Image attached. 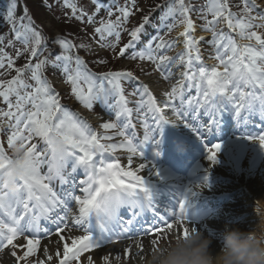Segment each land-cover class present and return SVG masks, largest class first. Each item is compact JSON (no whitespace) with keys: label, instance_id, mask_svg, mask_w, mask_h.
I'll list each match as a JSON object with an SVG mask.
<instances>
[{"label":"snow or ice","instance_id":"1","mask_svg":"<svg viewBox=\"0 0 264 264\" xmlns=\"http://www.w3.org/2000/svg\"><path fill=\"white\" fill-rule=\"evenodd\" d=\"M45 3L50 7L47 0ZM16 6L13 0L3 20L12 25L14 39L23 45L22 50L16 49V57L26 53L27 62L22 67H14V59L0 48V69L6 67L16 73L11 79L0 80V100L6 105V110L0 109V125L6 121L11 129L7 135L8 149L17 143L24 148L23 159L17 160L20 176L16 182V192L10 195L0 185V213L8 218L0 219V253L7 250L13 264H53V261L55 264H72L73 261L76 264H95L91 255L82 260L84 254L100 249L105 242L117 243L121 236L130 232L125 224L132 225L134 219L145 212L156 215L159 197L177 186L175 178L162 175L161 169L153 162L161 156L157 136L162 135L165 126L176 127L183 123L184 128L203 142L200 129L183 122L182 117L186 113L173 104L174 100L180 99V108L183 107L182 89L185 81L187 88L196 90L195 97L187 101L188 109L193 113L192 120H196L203 109V115L209 118L208 130L218 127L217 116L225 109L234 114L238 122L244 120L247 123L244 112L255 111L258 103L261 119H264V32L256 30L264 28V9L253 15L260 7L256 0H240L238 13L230 10L228 0H207L206 5L200 9L193 8L186 0H169L162 20L171 17L176 21L168 26V33L178 26L183 28L178 34L183 38L184 46V52L178 56L179 64L184 67V71L180 73L182 79L177 80L171 90L164 93L166 99L162 103L157 102L148 85L140 84L138 89L129 93L131 96L139 94L135 109L129 107L130 102L122 87V81L137 79L132 71H107L97 76L87 70L79 56L69 54L76 46L60 37L54 43L62 49L61 54L55 55L54 59H40L43 35L33 27L27 7L23 9L22 16L18 19L15 17ZM62 6L70 9V18L83 21L87 17L88 23L93 22V17L78 8L73 0H63ZM132 8H135V0L129 6L117 8L120 15L115 21L101 20L99 26L94 28L99 40L103 41L106 36L115 33L118 42L120 36L116 29L128 21ZM193 11H197L198 18L203 20V30L211 33L210 40L205 41L203 36L197 39L193 35L195 23L190 16ZM108 16L111 17L112 13L109 12ZM147 23L148 17L145 16L143 22L128 33L130 40L119 49V57H123L126 50L133 46V42L139 39V34ZM221 24L226 26L227 32L218 30ZM4 39V36H0V43ZM156 39L159 41L156 43L157 49L172 46V42L162 36ZM202 42L210 44L215 50L214 59L218 63L211 68L202 63L199 47ZM12 43L11 40L8 41L9 46ZM100 47L105 45L101 43ZM109 47L115 49L116 45ZM129 59L151 61L155 65V71L166 81L174 75L169 68L174 63V58L163 54L153 55L151 42L147 44L145 51L137 52ZM98 63L103 64L105 61L100 60ZM49 64L61 69L63 83L70 86L71 95L84 109L91 111L93 104L100 102L115 112V120L109 119L99 125L103 133L93 131L86 120L61 105L52 83L43 76V71ZM26 73L30 74L32 83L25 80ZM145 96L147 99H144ZM110 99H115V104L110 103ZM145 108L146 111L142 112ZM165 110H170L174 119H169ZM134 111L144 128L143 139L139 143H134L135 132L128 131L135 128ZM150 116L153 126L147 122ZM25 132L27 135H24ZM33 137H38L46 145L43 152L38 150L37 144L31 143ZM117 137L120 138L119 141H116ZM242 139L264 150V133L246 135ZM221 147L219 143L206 146V159L210 165L217 163V153ZM117 151L129 154L127 165H122L119 159L111 158ZM148 153L152 158L146 164L143 161L149 160ZM105 154H108L107 157ZM133 157H140L142 161L134 169ZM69 161L71 172L66 171ZM9 162L7 151L0 145V173ZM44 163H47L48 170L42 175L41 165ZM78 169L83 170L86 179L80 181L82 196L68 191L67 195L75 201L78 212V215L71 216L69 222L68 209L64 207L67 200L58 197L51 184L56 180L60 184H70L72 174ZM145 170L147 176L139 174ZM71 186L75 187L74 184ZM181 187V197L174 205L165 209L172 221L162 215L159 217L161 223L144 230L145 235L152 237L151 250L157 248L174 228L183 237L188 236L190 229L196 231L194 227H190L188 210L192 207L193 198L200 194L196 189L209 187L207 175H203L199 182ZM13 204L22 205L23 211L17 212ZM58 207L64 208L65 215L56 213L53 218L51 214ZM122 208H128L132 212V219L124 223L119 220ZM42 219H51L56 225L54 234L62 248L58 246L52 253L45 247L41 257L40 239L29 233L39 229ZM186 223L189 224L188 227L185 226ZM97 226L98 235L95 231ZM66 230H80L84 234L65 236ZM128 239L132 241V245L126 246L122 255H115L117 262L132 259L133 246L137 255L144 252L141 240L133 236H128ZM21 240L24 242L20 243ZM112 259L111 254L100 257L101 264H112Z\"/></svg>","mask_w":264,"mask_h":264},{"label":"rangeland","instance_id":"2","mask_svg":"<svg viewBox=\"0 0 264 264\" xmlns=\"http://www.w3.org/2000/svg\"><path fill=\"white\" fill-rule=\"evenodd\" d=\"M193 1L196 4L190 1L188 2L192 6L195 5L193 7L195 9H200L201 7L206 5L204 4L206 0H193ZM12 2L13 0H0V36H4L5 38L3 42L0 43V48H2L3 51L7 53L8 56L14 59L15 61L14 67L18 68V67H22L27 62V54L25 53L18 58L16 57V49L22 50L23 45L19 41H16L14 39V35L11 32L12 25L3 20V16L6 14L9 4ZM14 2L17 5L14 14L17 19L23 15V9L25 7H27L28 9L30 8L34 9L35 11L38 12V17L40 16L35 20L32 19L33 27L41 31L44 38L41 49L42 55L39 57L40 59H43L45 57L51 59V57L61 54L62 49L58 44L54 43L56 38L60 37L71 41V43L76 46L72 49V51L69 54L72 55L73 57L79 56L84 61L87 70L93 74H96L97 76L100 73L107 71H120V70L132 71L133 75L137 79L122 81V87L124 88L125 96L128 98L130 102L129 107H132L133 109H135V101L140 97L139 94H137L136 96H131L129 95V93H132L134 92V90L138 89L140 84L142 83L144 84V81H148L149 79H154L157 81L159 85L162 84L171 90L172 85L175 84L177 80L182 79L180 74L178 79H176V76H178L177 72L181 73L182 71H184L183 65H180L178 61L179 54L184 52V46H181V44L179 43V41H182L183 38L178 35L181 31H183V28L178 26L174 28L171 31V33H168V26L173 23H176V21H174L171 17L162 20V17L164 16L162 14L163 13L162 5L164 3H169V0H135V8L131 9L132 15H130L126 23H122L120 27L116 29V31L119 32V36H120L118 42L116 40L115 33H113V35L111 36H106L103 41H100L99 36L94 33V28L99 26L101 20L111 19L115 21L116 17L120 15V13L117 11V8L131 5L132 0H95V2H93V0H73V2L77 4L78 8H82L88 15L93 17V22L91 24L87 22V17H85L83 21L70 18L71 11L70 9H66L62 6L63 0H47V5H50V7L46 6L45 0H14ZM228 2L231 11L235 13H238L240 11L238 7V5L240 4V0H228ZM256 3L260 5V7L257 8L256 12H254L253 15H256L262 9H264V0H256ZM109 12L112 13L111 17L108 16ZM145 16L148 17V23L144 25L142 32L139 34V39L133 42V46L126 50V53L123 57H119L117 55L119 53V49L123 47L125 44H127L130 40L128 33L133 28L138 27L143 22V18ZM190 16L195 23V31L193 33L195 38L198 39L199 37L203 36L205 38V41L210 40L211 33L203 30L202 28L203 20L198 18L199 17L198 12L193 11L190 14ZM210 18L211 17L209 16V19ZM26 22L27 21H25V23ZM256 23H260V21H256ZM57 24H60L59 28ZM219 29H223L225 32L228 31L226 26H224L223 24L218 26V30ZM256 30L259 32H264V28H260ZM161 36L164 37L165 40L172 42V46L170 48L168 47L164 49L156 48V43L159 42L156 38ZM9 40L13 42L12 45L10 46L8 44ZM149 42L152 43L153 55L159 56L163 54L174 58V63L169 65V68L174 74L170 80L168 81L164 80L161 77L160 73L155 71V65L151 61L129 59V57L132 56L133 54L137 52L145 51L146 46ZM101 43H103L105 47L101 48L100 47ZM240 43H245V41H240ZM112 44L116 45L115 49L109 47V45ZM80 45H84V47H80ZM199 47L202 53V63L209 68L215 66L218 63V61L214 59L215 50L213 49V47L206 42H202L199 45ZM100 60L105 61V63L103 64L98 63V61ZM33 63H35V58L33 59ZM49 65L50 68H53L51 64ZM49 65H46L43 71V76L46 77L52 83L55 93L58 94V98L60 100L61 105L67 111L76 114L79 118L83 120H86L93 129V131L103 133V130L99 128V125L102 122L108 121L109 119L115 120V112L112 109H110L108 106L100 102H95L93 104V110L91 111L84 109L79 104V102L76 101L75 98L71 95L70 86L65 85L63 83L64 77L62 72L61 75L58 76H56V74L49 75L47 73L49 69ZM74 66L75 65L73 64V67ZM0 73H3V75H0V80L11 79L16 74L14 70H7L6 67L4 69H0ZM29 75L30 74L26 73L24 78L28 83H32V81L29 79ZM186 86H187V81H185V87ZM191 89L194 90L193 92H190V95H192V97H195L196 90L195 88H191ZM245 91H251V89H245ZM188 94H189L188 92L184 93L185 96ZM12 99L14 102V98ZM144 99H147V97L145 96ZM174 101L176 104L181 102L180 99ZM110 103L115 104V99H110ZM183 105H185V103ZM0 109L6 110V105L2 102V100H0ZM185 109L186 108H184V110ZM143 111H146V108L143 109L142 112ZM84 113H87L93 116L94 118H96L97 119L96 123H91L90 121H88ZM188 114H193V113L190 110H188ZM233 115L234 114L231 113L230 116ZM228 118L231 119L230 117ZM147 122L149 123L150 126L154 125V122L151 119V117H149ZM133 124L135 125V128L130 129L128 131H134L136 134L139 133V135L142 134V136H139V138L136 137V140H134V143H139L140 140L143 139L144 128L141 125L140 119L137 118V114L135 113V111L133 113ZM10 132L11 129L9 128L8 123L6 121L2 125H0V145H2L5 148V150L8 152L9 155L11 154V149H8L7 147V135H9ZM258 133H262V131H259ZM24 135H27V132H25ZM239 138L235 137L233 138V140L237 141L239 140ZM119 139L120 138L117 137L116 141H119ZM231 141L227 139H223L219 141V143L223 147L226 144H229ZM31 143L37 144V148L40 152H43L46 148V145L38 137H33ZM189 149H192L195 152V148L189 146ZM105 155L107 157L108 154ZM128 155L129 154L127 152L117 151L116 153L113 154L111 158L119 159L122 165H125L127 163ZM147 155L150 159L152 158L150 153H148ZM198 158H200L199 162L206 159V150L203 151ZM132 167L133 169L135 168L134 166ZM47 170H48L47 163L42 164L41 171H44L46 174ZM66 171L71 172V161H69ZM77 172H83V170L78 169ZM260 172H261L260 167L254 168L253 170L254 174H259ZM41 174L43 175V173ZM175 174L179 177H182V173H175ZM83 176H85L84 172H83ZM78 179L79 178H75L73 180L71 178V182L76 184L79 182L77 181ZM67 189L69 190L70 186L67 187ZM67 189H64L65 193L67 192ZM72 194L77 195L78 193L74 192ZM62 199H66L68 204L71 203V199L68 197V195L63 196ZM229 201L231 202L234 201L235 205L237 206L236 212H240L241 210L246 211L247 209L249 210L252 207L250 204H248L247 201L239 197L238 194H233L232 196H230V198L221 201L222 203H219L217 205H214V203L211 202L212 205L210 204V205H203L200 207H196V211L194 210L193 207H191L190 210L193 208L192 210L198 215L196 217V220L194 218H188V220L191 221V223H195V224L204 223L205 220L206 222L210 221L215 214L214 212V210L216 209L215 206H218V212H219L220 210H222V205H225L224 203H228ZM16 206L17 205L13 204V207L16 208ZM159 206L161 207V205ZM19 212L21 211L19 210ZM253 214L254 211L249 212L247 215L244 214L246 219L242 220L241 223L237 226L240 231L243 230L246 232L249 231V229L253 230L255 228V227L250 228L246 226L248 223V221L246 220L249 219L248 216H251ZM0 219L7 220L8 218L4 216L2 213H0ZM254 221H256L257 223L258 221L257 216H254ZM236 225L237 222L229 226L234 227ZM39 228L40 230H43L44 232L48 233L47 235L44 234L41 235L40 238L50 239L55 235L54 234L55 231H52L54 229L48 230L45 226L42 225L39 226ZM80 234L83 235L84 233L80 230H72V231H68V235L66 236H79ZM1 254L2 253H0V255ZM87 254L88 253H85L84 256ZM72 264H76V262L73 261Z\"/></svg>","mask_w":264,"mask_h":264},{"label":"bare ground","instance_id":"3","mask_svg":"<svg viewBox=\"0 0 264 264\" xmlns=\"http://www.w3.org/2000/svg\"><path fill=\"white\" fill-rule=\"evenodd\" d=\"M179 43L181 44V46H183L182 41H179ZM55 74L56 76L61 75L60 72H56ZM179 74L180 73L177 72L178 76H176V79L179 78ZM144 84L148 85L150 91L153 93V96H155L154 98L157 100L158 103H162L166 99L164 93L170 91L168 87H165L162 84L159 85L157 81L154 79H149L148 81H144ZM186 89H187V86L182 89L184 93H187V92L189 93L188 95L183 96L184 103H185V105L183 106L185 107L180 108L181 102L176 104L175 101H173V104H175L178 107V109H180V111L186 113L182 117L183 122H188L191 125L197 127L198 122L200 121L201 117H198L196 120H193V121L187 117V112H188L187 101L188 99L192 98V95H190V92H193L194 89L193 90L189 88L187 90ZM184 108L186 109L184 110ZM224 111H222L217 116V117H221L220 120H222L223 117L226 116V111H228L227 116L231 115V112L229 110L225 109ZM254 112L255 111L245 112L246 113L245 115L251 116ZM84 114L88 121H90L91 123H96L97 121L96 118H94L93 116L87 113H84ZM165 114L169 117V119H174L170 110H165ZM206 117L208 118V116ZM232 118H233L234 124L233 126L231 125L230 128L233 127L232 129L234 131L242 133V135L240 136L241 139L238 141H234L233 138H235V136L229 135L230 140H233V141H231L229 144H226L224 147H221L220 152L217 153V163L215 165H210L207 159H204L203 161L199 162L200 158L195 156L191 150H189L188 154L182 151L178 153L177 160L181 158L182 161L180 163L173 164L174 169L168 166V163H170L168 159V155L171 154L169 151H165L163 155V159H155L153 161L156 164V166L159 169H161L162 175H167V176H171L175 178L177 186L172 187L171 190L166 191L163 195L159 197V201L157 205H161L162 211H158L156 209L155 216H153L151 212H145L142 216H139L137 217V219H134V222L132 225L129 226L125 224L126 227L128 226L132 228V233L136 235L133 237L142 241V244L144 246V252L137 255V250L133 246L132 247V259L119 262V264H139L140 256H145L147 253L151 251L150 240L152 237L144 234L145 226H142L144 222L140 221L141 217L148 219L147 223H149V225L147 226L149 227L156 225L157 220L160 223L159 217L162 215L165 216V218L171 222L172 218L168 216L165 209L174 205L175 201L181 197V193H182L181 186H186L189 183H193V182H199L200 179L205 174L207 175V178H208L209 187L202 188V189H196V191L200 192V194L199 196L193 198L192 200V207H194L195 211H196V206L198 205H202V204L204 205L207 203H211L210 200L217 201L219 204V203H222L221 201L230 198V196H232L233 194H238L239 197L247 201L248 204L252 206L249 210L247 209L246 211L241 210L240 212H236L237 206L235 205L234 201L232 202L229 201L228 203H224L225 205H222V210H220L219 212H218V208L216 207L214 211L215 216L212 218L213 220L207 221L206 223L204 221V223L202 224L201 223L195 224L189 221V223H191L190 227H194L196 231L202 232L206 237L212 240L210 251L212 252L213 255L218 253L221 249L222 243H221L220 234L222 233L224 226L232 225L233 223L237 222V225L234 227L238 228L237 226L241 223V221L246 219L244 214L247 215L249 212L251 211L253 212L255 200L264 198V150H261L258 145L251 144L250 142L242 139V137L246 136L245 134L246 133L245 131H247L246 129L253 125V124L251 125V121L249 120V118H248V124L250 126H246V124L245 126H243L242 122L244 120H241L240 122H238L234 118V115L232 116ZM254 124L255 125L253 126V129L251 131H254L260 128L261 121L257 119L256 121H254ZM225 129L228 130V127H225L222 122H218V127H214L213 132L208 130L207 127L200 128V131L202 133V137L207 134H213L219 138ZM248 134L253 135L249 132ZM159 136H160L159 151L167 148V145L169 144L168 137L169 138L174 137L178 141L180 140L181 143H184L186 146L195 147V149L197 150L198 148L200 149L203 147L201 141L198 140L196 136L193 135L189 131V129H186L183 127V123H181L180 125H177L176 127L165 126L162 135H159ZM176 150H179V149H176ZM170 151H172V149ZM189 157L191 158L194 157L193 159H191L192 163H189L188 161ZM141 162L142 161L140 157H133L132 166L137 167L139 163ZM143 162L146 164L149 163V161L147 162L146 160H144ZM125 165H127V163ZM258 167H260L261 172L259 174H254L253 173L254 168H258ZM174 170L183 172L184 174L183 177H179L176 174H174L173 173ZM139 174L147 176V170ZM215 183H218V184H215ZM54 191L57 193L58 197H60L61 195H64V193L57 191V189H54ZM82 195L83 193H80L79 196H82ZM71 206H73L74 208L72 212L68 213L69 222L73 214L78 215L77 206L75 202L71 204ZM125 211L131 212V210L128 208H122L119 212V215L125 214ZM56 213H59L60 215V214H64L65 212L63 208L58 207L56 209V212L51 214L53 218L55 217ZM128 215L129 216L127 218L123 217V219H126V220L132 219L131 214H128ZM197 215H198L197 213L194 214V212L190 210L188 217L191 216L192 218L196 220ZM254 216H256L255 213L251 216H248L249 219L246 220L248 221L246 226L250 228L256 227L258 221L257 223L256 221H254ZM48 220H51V219H48ZM93 223L95 224V221ZM39 224H45V219H42L39 222ZM185 226L188 227L189 224L186 223ZM95 230H99V227L97 226ZM250 231L252 230L249 229V231H246V232H250ZM174 232H177V229L174 228L172 232L167 235V238L161 241L160 245L166 243L171 238V235ZM242 232H245V231L242 230ZM96 233H98V231ZM29 235L36 236L38 238L37 235H40V234L34 232V233H30ZM64 235L65 236L68 235L67 230L64 232ZM19 242L23 243L24 241L21 240ZM57 242H58V237L56 235H54L53 237H51L50 239L46 241L40 240L39 255L41 257L43 256V249L45 247H47L49 251L52 253L56 251L58 246L62 248V244L58 245ZM131 245H132V241L129 240L128 238H126L125 240H120V241L118 240V242L115 244L105 242L100 249L95 250V252H89L82 259H84L88 255H91L95 260V264H101L100 257L105 254H111V256L113 257L112 264H117V261L114 259L115 255L117 254L122 255L124 248L126 246H131ZM0 264H13L12 258H10L7 254V250L0 255ZM53 264H55V261H53Z\"/></svg>","mask_w":264,"mask_h":264},{"label":"clouds","instance_id":"4","mask_svg":"<svg viewBox=\"0 0 264 264\" xmlns=\"http://www.w3.org/2000/svg\"><path fill=\"white\" fill-rule=\"evenodd\" d=\"M24 148L19 143L7 152L9 163L0 173V185L8 194L16 192L20 169L17 160L23 159ZM256 227L250 232L225 225L221 235V249L210 251L212 240L202 232L189 230L187 237L174 232L164 244L140 258L139 264H264V198L254 202ZM119 264V262H117Z\"/></svg>","mask_w":264,"mask_h":264},{"label":"trees","instance_id":"5","mask_svg":"<svg viewBox=\"0 0 264 264\" xmlns=\"http://www.w3.org/2000/svg\"><path fill=\"white\" fill-rule=\"evenodd\" d=\"M188 1H190V2H193L194 3V1L193 0H186V2H188ZM207 3V0H206V2L204 3V4H206ZM194 4H196V3H194ZM167 5H168V3H164L163 5H162V8H164L163 9V15L165 14V12L167 11ZM195 5H193V7H194ZM28 9V8H27ZM28 15L31 17V19H36V18H39L38 17V12L37 11H35L34 9H28ZM57 26H58V28L60 27V24H57ZM63 30V29H62ZM55 57V56H54ZM54 57H51V59L52 58H54ZM56 70V71H55ZM56 72H62L61 71V69L60 68H50V65H49V69H48V71H47V73L49 74V75H54Z\"/></svg>","mask_w":264,"mask_h":264}]
</instances>
